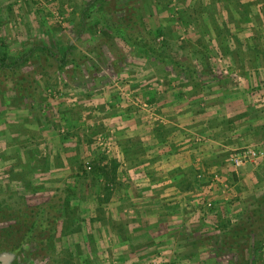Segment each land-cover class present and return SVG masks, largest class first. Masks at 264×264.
I'll use <instances>...</instances> for the list:
<instances>
[{"label": "rangeland", "instance_id": "374dc122", "mask_svg": "<svg viewBox=\"0 0 264 264\" xmlns=\"http://www.w3.org/2000/svg\"><path fill=\"white\" fill-rule=\"evenodd\" d=\"M93 5L100 9L93 0H0V50L2 41L8 56H31L27 63L0 69L1 264H264V241L257 243L264 236V164L238 175L232 162L244 148L264 152V108L250 103L249 92L260 81L249 70L264 54V0H106L103 7L114 9V29L126 28L138 9V25L125 34L127 42L89 22ZM216 20L222 21L219 27L210 26ZM236 34L243 44L236 43ZM208 39L217 53L212 60L204 56ZM129 40L153 55H140ZM68 45L76 50L63 63ZM38 47H48L54 55ZM236 51H246L241 59L249 70L239 69ZM226 62L231 77L220 72ZM211 67L215 72L206 78L214 86L250 101L244 115L253 123L247 143L233 144L236 140L227 137L229 149L216 157L225 173L207 190L220 189L224 195L208 198L212 212H204L207 192H196L174 219L153 203L136 205V213L147 216L141 221L132 218V204L116 209L130 212L128 217L116 216L111 197L117 178L129 173L120 172L127 159L115 154L109 130L115 111L133 107L138 113L167 85V99L191 85L210 96L213 91L208 93L205 80L201 84L195 73ZM262 88L257 98L261 106ZM195 92L187 90L189 101ZM103 94L105 102L96 104ZM233 127L231 122L223 133H234ZM198 157L204 170L216 164ZM192 170L190 178L196 181ZM227 178L234 185L243 182L233 188ZM117 190L138 193L134 188ZM226 196L232 197L231 205H225ZM245 217H253L255 237L236 247L221 226Z\"/></svg>", "mask_w": 264, "mask_h": 264}, {"label": "crops", "instance_id": "0c3cea01", "mask_svg": "<svg viewBox=\"0 0 264 264\" xmlns=\"http://www.w3.org/2000/svg\"><path fill=\"white\" fill-rule=\"evenodd\" d=\"M194 22L198 23V21ZM221 22V20L213 21L214 25L210 26L219 27L217 24ZM202 26L205 27L204 24ZM236 38V43L243 42L238 36ZM206 44L209 45L207 46L208 53L204 54V56L207 58L209 56V59L212 60L214 56L216 57L217 53H214L215 50L211 47L209 39ZM229 44L234 47V39H231ZM237 48H239V51L241 50L240 47ZM245 53L246 51L237 52L238 56L236 58L240 61V65L242 63L241 66H243V62H241L243 59L241 58H244ZM211 54L213 55L211 56ZM262 55V57L259 56L258 60L261 62L256 64L257 67L255 69L249 70L245 63L243 66L244 69L246 68L251 71L254 79L257 77L260 80L249 91L251 102L248 100L247 103L244 98L240 99V96H237L240 93L236 95V98L226 95L225 92L228 89L223 85L222 89H218L219 85L214 86L213 82L209 78H206L215 72L213 67H211L208 70H197L195 74L199 73L201 84L205 80L203 85L206 86V89L208 88V93L213 91L214 93L219 92L221 94H219V99L215 98V95H218V93L214 94L210 92V96L207 97L204 94H199L201 92H198L195 85H191L190 89L189 87L187 89L189 91H196L193 93V100H188L187 90L184 89L175 91L173 98L167 99L166 90H170V86L167 85L162 91L163 93L159 92L157 100L151 99L143 104L145 108H141L142 111L137 113L133 107L128 112H126V109L115 111L116 117L111 119L109 130L113 133L115 154L117 156H125L127 159L120 172L129 173L125 174L126 176L123 178H117V184L115 185L116 195L111 197V204L115 208V211L117 208L125 205L130 206L131 204L133 205V211H135L136 205L142 206L153 203L164 208V215H167L166 217L174 219L175 215L180 216L178 215L180 213L178 210L185 205L186 200L195 196L196 192H201V196H205L207 192L205 196L206 200L214 194L215 199L224 195V192L220 189L211 190L212 193L208 192L207 189H211L215 184L212 179L214 173H220L219 177L223 180L222 176L225 173V167L222 163L217 164L216 157L225 153L223 149H229L230 142H228L227 137H233L236 140L233 144L237 145L247 143L251 137L250 127L253 126V123L250 122L249 117L244 115L247 113L251 105L250 103H258L259 107L264 108V104L261 106V102L257 100L261 95L262 86L264 85V61L262 62L264 54ZM227 56L222 57L221 55L222 58H226ZM230 60L231 58L227 57L225 61L229 62ZM227 62L225 68H223L225 70L220 72L225 76L231 77L233 70L228 66ZM229 67L231 68L230 70H228ZM175 86H178V84L173 85L172 88H175ZM63 91L64 89H62ZM77 92L81 95L83 92L82 88L77 89ZM103 95V98L100 97L101 99L99 98L98 101L93 99L94 102L96 104L97 102H105L104 97L106 95ZM62 97L64 96L62 95ZM199 97H205L206 101ZM231 122L235 123V128L233 127L234 133L226 132L224 134L225 129L229 130L228 124ZM205 148L207 149L203 152ZM198 156H205L206 162L210 161V164H216L210 165L207 167V170H204V167L200 166L202 157L199 158ZM251 166L252 164H247L239 168L236 170V174L239 175V171ZM261 167L263 168V166ZM191 170H195L197 178L200 173L203 174L202 177L198 178V180L196 179V181L193 177L190 178L189 173ZM255 170L252 171L256 172ZM206 171L209 172L205 174ZM208 174H210V178ZM187 180H189V183L186 182ZM234 182L235 185L229 181L228 184H232V187L236 188L237 185L242 184L243 180ZM188 186L189 191L185 192ZM121 187H126V189L134 188L138 193L134 196L128 190H126L125 194L120 193L117 189ZM240 195L237 194L239 197ZM223 198H225L226 206L233 203L232 197L226 196ZM229 202L230 204H228ZM129 206L125 208H131ZM144 208H149V206H144ZM118 211L114 214L121 218L123 215L128 217L130 214V212H125L127 214H124L123 211ZM133 214L132 218L140 221L144 219L143 217H147L144 211L139 212V214L135 211Z\"/></svg>", "mask_w": 264, "mask_h": 264}, {"label": "trees", "instance_id": "16d2710c", "mask_svg": "<svg viewBox=\"0 0 264 264\" xmlns=\"http://www.w3.org/2000/svg\"><path fill=\"white\" fill-rule=\"evenodd\" d=\"M93 1L96 4L100 5L99 6L100 9H98V7H96L94 5L89 7V10L94 8L92 10L93 18L89 19V22H91V23L92 22L100 23L102 25V28L107 33L109 31L110 33L115 35V37L120 38L121 40L127 42L128 38L125 36V34L128 31H133L134 32L135 27H137V25H138V23H136V20H138L137 13H136V12H138V9L134 8L133 12L131 13V16L134 15V18L129 20V21L132 20V24L128 21L126 23V25H127L126 28H122L123 27V24H122V25H120V28L118 30V29H114L113 25L115 23H113L114 21L111 20V17H112L111 14L114 13V9L111 8L109 10H106V8L103 7V3L106 2V0H93ZM102 12H103L102 15L97 14V13H102ZM107 12H109V14ZM121 17H122V15H120L119 18L123 19ZM81 21H82V19H81ZM129 41H131V43H129L130 47L135 49L140 55H142V54L143 55L144 54L153 55V51H151V52L149 51L148 52V50L145 49V48H144V50H142L143 47L137 46V44H135L132 40H129ZM1 47H2V49L0 50V69L10 70L12 67H15V66L20 65V64L27 63L30 60V58H31V56L28 55L29 53H23L21 55H17L16 57L15 56H13V57L8 56V50H7V48L5 47V44L2 41H1ZM38 49L40 51H43V52H48V54L52 53V51H51L52 49L50 50V48H48V47H38ZM224 49H226V52L228 51V49L226 47ZM75 50H76L75 46L68 45V47H66L65 52L61 56V58H62L61 62L64 63L66 61V58L68 57V55L71 52L75 51ZM237 51H239V48L237 49ZM241 65H242V63H241ZM243 66L239 65V69L240 70L244 69ZM241 67H242V69H241ZM240 70H239V72H240ZM89 167H90V169H92L91 165H89ZM113 171L115 172V170H113ZM102 173H105V171L102 170ZM114 180L115 179H113L110 182V184L114 185V182H115ZM212 209H213V207H211L210 209L204 210V212H207V211L208 212H212L213 211ZM253 214L255 215V217L258 216L257 212H253ZM252 218L249 217V219H248V217L247 218L245 217L243 220L239 221L238 223H236L234 225H231L229 220H226L224 222V224H222V226H221V232H223V234L228 237V239H229L230 243H232V245L238 247V246L242 245L243 243L248 242L251 239V237H253V238L255 237V235H254L255 233L253 231V223L251 222ZM263 241H264V236H262V237L259 236V238L257 239V243L259 242V244L262 245L261 243ZM261 248H260V250H261ZM252 263H255V260H252ZM0 264H1V262H0Z\"/></svg>", "mask_w": 264, "mask_h": 264}, {"label": "built area", "instance_id": "2783aa9c", "mask_svg": "<svg viewBox=\"0 0 264 264\" xmlns=\"http://www.w3.org/2000/svg\"><path fill=\"white\" fill-rule=\"evenodd\" d=\"M233 166L236 169H239L247 164H252L255 166L258 165H262L264 164V152L253 148V147H249V148H244L242 151H240L236 156H234L233 160ZM203 174H199L198 178H201ZM213 181L216 182H220L221 179L218 175L214 174L213 175ZM221 184L224 187H227L226 184L222 183ZM205 209H210L212 207V201L211 200H206L205 201V205H204Z\"/></svg>", "mask_w": 264, "mask_h": 264}]
</instances>
